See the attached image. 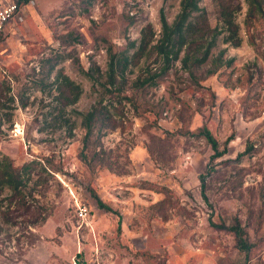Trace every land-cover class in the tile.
<instances>
[{"label": "rangeland", "instance_id": "rangeland-1", "mask_svg": "<svg viewBox=\"0 0 264 264\" xmlns=\"http://www.w3.org/2000/svg\"><path fill=\"white\" fill-rule=\"evenodd\" d=\"M239 2L240 47L225 42L213 0H202L211 28L222 32L209 62L193 77L178 61L148 89L135 84L159 74L160 59L134 63V54L149 26L157 43L161 13L172 24L181 0L18 3L21 13L0 31V85L11 87L0 111V160L28 166L24 201L32 207H13L8 223L0 215V264H264V23L248 33V6ZM221 51V69L208 75ZM120 53L130 62L126 85L119 79L107 93L110 56ZM60 71L82 89L75 105L56 101ZM99 102L110 120L86 144L80 114ZM203 126L222 149L232 138L208 178V202L200 176L213 152L195 135ZM71 192L89 209L88 226ZM94 193L115 213L99 209ZM7 197L5 190L3 208ZM211 222H239L251 253Z\"/></svg>", "mask_w": 264, "mask_h": 264}, {"label": "trees", "instance_id": "trees-1", "mask_svg": "<svg viewBox=\"0 0 264 264\" xmlns=\"http://www.w3.org/2000/svg\"><path fill=\"white\" fill-rule=\"evenodd\" d=\"M31 0H19L22 4H26ZM202 0H181L180 12L176 16L172 24H170L164 14L161 13V36L156 44L152 45V39L154 38L152 27L149 26L150 36L147 35V29L143 31V38L140 42V46L134 54V63H137L143 56L155 55L157 59H160L161 68L159 74H149V77L144 80H138L135 87L140 88H152L157 85L159 79H163L173 65L180 61L182 70L188 75L196 77L199 74L202 67L207 64L212 57V51L217 44V39L221 35V31L217 28H211L206 11L200 7ZM218 11L219 21L222 23L223 30L227 32L225 42L230 44L232 47H240L242 39L240 37V26L236 22V15L242 10L239 0H213ZM248 10L245 20V28L249 33L251 28L258 23H264V0H246ZM250 45H255L254 41L250 36ZM134 47V43H132ZM149 52V53H147ZM225 51H221L218 58L213 60V68L208 70V75L216 74L222 67V58ZM183 55V56H182ZM49 64H52L51 60H48ZM128 56L124 54L110 56L109 70L106 78V85L104 88L107 93L109 89L115 87L119 79L122 80V84L126 85L125 70L129 64ZM232 63L229 60L228 65ZM56 64L51 65V71H54ZM98 71V70H97ZM86 75L93 79L90 72H86ZM124 87L119 88V92L122 93ZM6 91H11V87L8 85H0V111L6 108L4 96ZM56 92L58 93L56 101L63 106L75 105L82 94V89L79 85L75 84L72 80L66 77L61 71L57 75L56 79ZM9 101L15 103V97H10ZM21 106L26 107L27 102L21 101ZM82 117V126L86 131L84 142L87 144L93 134V130L97 124L105 127L106 122L110 120L108 108L102 105V102L94 105L92 109L86 114H80ZM0 119V128H1ZM196 136L206 140L207 144L210 145L212 155L208 163L207 169L203 175L200 176L201 182V194L206 202L207 197V184L208 178L212 176V171L215 169L217 161L223 158L228 151V145L232 138H229L223 149L221 148L218 140L214 137L207 126H203L198 129L195 133ZM254 149V145L250 144L246 151L239 154L238 159L248 155ZM87 160V157L84 156ZM28 166H24L22 169L14 167L12 160L8 156H3L0 160V196L5 190H8L10 197H7V207L3 208L0 204V215L8 223L10 220L8 216L13 213V207L18 206L25 212H30L32 206H28L25 203L24 192L28 187L27 177ZM93 197L97 203L99 209L104 210L107 213H115L114 210L105 204L100 197L94 193ZM4 210H3V209ZM46 218L42 220L45 221ZM37 221H33L36 223ZM212 227L217 230H225L231 232L236 241L237 249L249 255L251 253L253 245L249 241L248 234L239 222L232 226L226 224H218L211 222ZM1 231V228H0Z\"/></svg>", "mask_w": 264, "mask_h": 264}, {"label": "built area", "instance_id": "built-area-1", "mask_svg": "<svg viewBox=\"0 0 264 264\" xmlns=\"http://www.w3.org/2000/svg\"><path fill=\"white\" fill-rule=\"evenodd\" d=\"M17 1L19 0L11 1L7 3L6 5H3L0 8V31L4 30L6 25L18 16L20 12V7ZM71 193H72V198L75 202L76 214H77L78 220L81 223L88 226L89 225V209L84 204H82V202L73 192Z\"/></svg>", "mask_w": 264, "mask_h": 264}, {"label": "crops", "instance_id": "crops-1", "mask_svg": "<svg viewBox=\"0 0 264 264\" xmlns=\"http://www.w3.org/2000/svg\"><path fill=\"white\" fill-rule=\"evenodd\" d=\"M20 13H21V9H20ZM22 19H23V18H22ZM14 21H15V20H14ZM14 21H13V22H14Z\"/></svg>", "mask_w": 264, "mask_h": 264}]
</instances>
